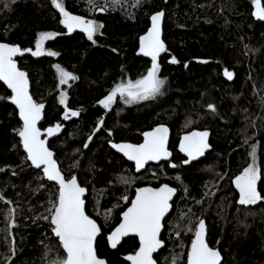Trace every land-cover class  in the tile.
<instances>
[{
	"label": "trees",
	"instance_id": "16d2710c",
	"mask_svg": "<svg viewBox=\"0 0 264 264\" xmlns=\"http://www.w3.org/2000/svg\"><path fill=\"white\" fill-rule=\"evenodd\" d=\"M4 2L0 0V42L34 51L40 32L58 34L45 41V49L57 56L30 53L17 63L28 75L33 99L45 105L39 128L63 126L48 147L62 174L76 175L86 189V214L101 228L95 242L98 256L107 264H128L125 257L138 249L137 238L127 237L112 250L106 236L138 188L167 184L176 189V196L163 221V247L154 255L157 264H172L174 257L176 264H186L198 219L205 221L209 246L221 252V264H264V200L252 207L238 205L232 182L251 162L255 145L262 173L257 190L264 195V23L253 20L251 0H141L139 6L135 0H122L115 10L106 0H95V8L88 0H63L70 14L103 24L95 43L86 35H66L51 0H7V8ZM161 10L166 51L157 62L159 77L166 79L163 94L131 104L117 96L109 109L98 106L116 84L147 74L151 60L138 54V42L150 16ZM173 57L178 63H170ZM57 64L78 77L69 81L65 92L67 107L80 114L66 121ZM225 68L233 72L232 80L223 75ZM9 95L0 83V97H5L0 99V264H46V245L52 248L48 261L62 252L48 221L40 218L47 215L57 188L23 159L16 134L21 123ZM209 103L215 112L208 109ZM158 125L170 131L171 157L136 174L108 141L138 144L143 132ZM192 130L210 133L211 151L198 162L184 164L176 144L180 135ZM118 177L130 183H119ZM9 209H14L11 217ZM182 210L184 215L179 214ZM177 218L184 220L189 234L173 228Z\"/></svg>",
	"mask_w": 264,
	"mask_h": 264
},
{
	"label": "snow or ice",
	"instance_id": "6c2138e0",
	"mask_svg": "<svg viewBox=\"0 0 264 264\" xmlns=\"http://www.w3.org/2000/svg\"><path fill=\"white\" fill-rule=\"evenodd\" d=\"M12 3L15 0H11ZM54 8L60 14V24H62L69 33L74 29H79L84 33L89 41L95 43L94 35L103 28V24H97L92 19L85 20L77 15H71L65 10L63 0H51ZM141 0H135L136 6H139ZM254 11L253 17L264 21V7H261V0H251ZM90 8L97 7L95 0H88ZM106 5L113 10L117 6H122V0H106ZM7 0L4 7H9ZM101 10H106L105 5H99ZM165 13L158 11L150 16L151 26L147 29L145 35L139 38V53L144 57H150L151 67L147 69V74L141 78L126 83L116 84L109 93L98 101L104 108L109 109L117 96L125 103L131 104L139 101L153 99L162 95V89L165 87L166 79L160 78V65L157 58L162 52L166 51L165 44L161 40V21ZM56 32H40L35 39V50L30 48L21 49L19 46L0 42V81L10 90L7 97L11 104L18 109L19 119L22 121L21 127L16 130L19 137V144L26 154L23 159L30 162L31 167L40 170L43 178L54 182L58 186L54 199L49 200L47 215L40 218L48 221L51 234L58 241V249L62 252L56 257L47 260V254L52 248H46V264H107L100 258L94 246L97 236L101 233V228L97 222L86 214L85 187L78 183L76 175L70 178L62 174L54 153L46 146V142L41 138V130L37 126L44 109L43 103H38L29 93V79L26 72L19 70L14 59L17 55H23L24 52H30L33 57L47 55L55 57L57 52L47 51L45 41L53 39ZM115 51V50H114ZM207 63V61H201ZM170 63H178L173 57ZM60 85L68 84L69 81H75L78 77L69 71H66L59 64L54 65ZM187 67V65H185ZM223 75L228 79H233V72L227 68L223 70ZM5 97H0L4 99ZM59 103L65 105L64 119L79 116L76 110H70L66 104V93L61 91ZM208 109L215 112L213 104L207 105ZM103 121L96 125L98 131ZM60 124L46 129L48 136L60 131ZM168 128L164 125L154 127L150 131L142 133L143 142L138 144L116 143L108 141L110 147L117 153H120L128 161L134 162L135 170L139 172L145 168L149 161L167 160L171 153L168 150ZM95 132L93 133V135ZM108 135L112 136L109 130ZM209 133L207 131H193L184 135L179 144V151L187 159L184 164H189L198 157L203 156L205 151L210 148L208 143ZM92 140V135L88 137ZM247 143V141H245ZM88 147V143L84 144ZM251 162L242 172L232 181L239 193L238 203L242 206L256 205L264 200L257 190V182L261 179V169L256 164V146H251L249 153ZM175 168V164L169 165ZM3 171V169H0ZM15 174V173H14ZM180 178L177 177V180ZM117 182L129 184L127 177H118ZM176 189L164 184L158 188L141 187L136 190L135 198L131 200V205L122 212L119 224L108 234L107 240L111 248L115 249L120 244L122 238L131 235L138 237L139 247L134 254L127 255L125 260L130 264H157L153 254L163 246L161 239L162 220L170 210V201ZM125 201L127 196L122 197ZM4 197L0 196V200ZM8 203V201H5ZM108 210L107 215H110ZM14 214V209H9V216ZM191 223V221H189ZM13 225H9L11 227ZM219 243V241H217ZM14 254V249H13ZM177 258L174 257L172 264H176ZM222 256L218 249L209 246L206 240V227L203 219H198L195 224V230L191 244L187 250V264H221Z\"/></svg>",
	"mask_w": 264,
	"mask_h": 264
},
{
	"label": "water",
	"instance_id": "95a60500",
	"mask_svg": "<svg viewBox=\"0 0 264 264\" xmlns=\"http://www.w3.org/2000/svg\"><path fill=\"white\" fill-rule=\"evenodd\" d=\"M261 7H262V0H261ZM162 11V10H161ZM254 11V8H253V6H252V11H251V13ZM71 15H75V14H71ZM77 16H79V15H77ZM251 16H252V14H251ZM81 18H83L82 16H80ZM252 18H253V20L254 21H257V22H261V23H264V21H260V20H258L257 18H255V17H253L252 16ZM84 19V18H83ZM163 19H164V17L162 18V21H161V40L163 41V39H162V36H163ZM63 26V25H62ZM151 26V21H150V19H149V27ZM148 27V28H149ZM63 28H64V30H65V34L66 35H72V34H75V33H78V34H82V35H85L84 33H82L79 29H74L71 33H69L68 32V30L63 26ZM147 32V31H146ZM146 32L143 34V35H145L146 34ZM142 35V36H143ZM16 46H18V45H16ZM138 48H139V42H138ZM22 49V48H21ZM28 54H30V52H24L23 53V55H17L16 57H14V59H15V61H16V63H17V59H19V58H22L23 56H25V55H28ZM149 59H150V57H148ZM151 60V59H150ZM17 67L19 68V66H18V63H17ZM19 70H21L20 68H19ZM21 71H23V70H21ZM0 83L1 84H3V82L2 81H0ZM4 85V84H3ZM4 87L7 89V86L6 85H4ZM8 90V92L10 93V90L9 89H7ZM29 93H30V85H29ZM31 94V93H30ZM8 102L11 104V102H10V100H8ZM14 108H15V105H13V104H11ZM98 106H101L99 103L97 104ZM45 106V105H44ZM45 108V107H44ZM15 110H16V112H17V115H18V119H19V114H18V109H16L15 108ZM43 112H44V109L42 110V116H41V119H40V121L38 122V124H37V126L39 127V125H40V123H41V121H42V118H43ZM64 113H63V115H62V121H66L64 118ZM70 117V116H69ZM68 120V119H67ZM19 121H20V119H19ZM20 123H21V125H22V121H20ZM56 124H60V123H56ZM55 124V125H56ZM55 125L54 126H51V127H55ZM61 125V124H60ZM159 126V125H158ZM165 126V125H164ZM157 127V126H156ZM47 128H49V127H47ZM47 128H45L44 130H42V129H40L41 130V138L42 139H44L45 140V142H46V146L48 147V142L50 141V140H52V139H54V138H56L60 133H61V131H62V129H63V126L61 125V127H60V131L59 132H57V133H55V134H53L52 136H48L47 135V133H46V129ZM169 130V129H168ZM193 131H197V132H203V131H206V130H192V131H189V132H186V133H183L182 135H180V137H179V140H178V142H177V148H176V151L183 157V158H185V159H187V157L183 154V153H181L180 151H179V144H180V140H181V138L184 136V135H187V134H189L190 132H193ZM208 132V131H207ZM209 133V132H208ZM17 137H18V135H17ZM170 138H171V134H170V131H168V144H167V147H169V143H170ZM18 139H19V137H18ZM209 141H210V133H209V136H208V143H209ZM143 142V135H142V141L140 142V143H142ZM120 143H127V142H120ZM210 144V143H209ZM21 146V145H20ZM21 148H22V146H21ZM49 148V147H48ZM112 149V148H111ZM50 150V149H49ZM116 154H118L119 156H121L127 163H129L130 165H132L133 166V169H134V172L136 173V174H139V173H142L144 170H145V168L147 167V166H150V165H159V164H161V163H164V162H166V161H168L169 159H170V157L167 159V160H161V161H149L146 165H145V168L144 169H141L139 172H137L136 170H135V165H134V162H131V161H128L125 157H123V155L122 154H120V153H117L114 149H112ZM169 150V149H168ZM22 151H23V148H22ZM51 151V150H50ZM211 151V146H210V148L209 149H207L206 151H205V153H204V155L203 156H200V157H198L196 160H193V161H191L190 163H193V162H198V161H200V160H202L205 156H206V154L207 153H209ZM170 152V151H169ZM24 153V152H23ZM25 154V153H24ZM26 155V154H25ZM54 158H55V156H54ZM29 162V161H28ZM30 163V162H29ZM33 168V167H32ZM33 169H35V168H33ZM35 170H38V169H35ZM42 173V172H41ZM43 174V173H42ZM48 182H50L51 184H53V185H55V183L54 182H51V181H48ZM56 186V188L58 189V186L57 185H55ZM162 186V185H161ZM169 186V185H168ZM143 187H152V186H143ZM160 187V186H159ZM171 187V186H170ZM153 188H158V187H153ZM135 193H136V191H135ZM135 193H134V196H133V198L132 199H134L135 198ZM85 195H86V192H85ZM175 196H176V191H175V193H174V195H173V197H172V200L170 201V205H171V203L173 202V200H174V198H175ZM131 205V202H130V204L127 206V207H129ZM127 209V208H126ZM125 209V210H126ZM170 209H171V207H170ZM124 210V211H125ZM170 211V210H169ZM122 215V214H121ZM121 215H120V219H121ZM167 215V214H166ZM91 218V217H90ZM165 219V218H164ZM119 224V223H118ZM205 227H206V225H205ZM162 231H163V220H162V229H161V233H162ZM100 235V234H99ZM98 235V236H99ZM98 236H97V238H98ZM108 236V235H107ZM107 236H106V241H107V244H108V240H107ZM127 237H135L134 235H129V236H127ZM127 237H124V238H122V240L123 239H125V238H127ZM137 238V240H138V237H136ZM193 238V237H192ZM121 240V241H122ZM206 240H207V233H206ZM96 242V241H95ZM121 243V242H120ZM138 243H139V240H138ZM118 245H120V244H118ZM117 245V246H118ZM94 246H95V244H94ZM108 246H109V244H108ZM139 247V246H138ZM163 247V246H162ZM161 247V248H162ZM109 248L110 249H112V250H115V249H113V248H111L110 246H109ZM160 248V249H161ZM160 249H158L157 250V252L160 250ZM156 252V253H157ZM156 253H154L153 254V256L156 254ZM126 262L128 263V264H130V262L129 261H127L126 260ZM222 262V261H221ZM186 264H187V257H186Z\"/></svg>",
	"mask_w": 264,
	"mask_h": 264
},
{
	"label": "rangeland",
	"instance_id": "374dc122",
	"mask_svg": "<svg viewBox=\"0 0 264 264\" xmlns=\"http://www.w3.org/2000/svg\"><path fill=\"white\" fill-rule=\"evenodd\" d=\"M69 83V82H68ZM61 86V89H64V91L63 92H65V89L67 88V84H65V85H60ZM66 93V92H65ZM126 185H128V184H126ZM131 185H132V183H131ZM123 201H125L124 199H123ZM238 205H240L239 203H238ZM242 206V205H241ZM250 207H252V206H255V205H249ZM249 206H243V207H249ZM179 214H183L184 215V211L182 210V211H180V213ZM182 222V223H181ZM196 222H197V220L194 222V230H195V224H196ZM175 223V224H174ZM183 223H184V220H182V219H180V218H177V220H173V223H172V226H173V228H178V232H180V231H184L183 233L184 234H189V229H187V225H183ZM183 226V228L181 229V227ZM194 230H193V234H194ZM176 235H178V234H176ZM176 235H174V237H176Z\"/></svg>",
	"mask_w": 264,
	"mask_h": 264
},
{
	"label": "flooded vegetation",
	"instance_id": "af4514ba",
	"mask_svg": "<svg viewBox=\"0 0 264 264\" xmlns=\"http://www.w3.org/2000/svg\"><path fill=\"white\" fill-rule=\"evenodd\" d=\"M180 137V136H179ZM178 140H179V138H178ZM178 140H177V142H178ZM209 143H210V141H209ZM176 148H177V144H176ZM168 149H169V147H168ZM170 151V150H169ZM170 153H171V151H170ZM185 159V158H184ZM257 184H258V182H257ZM233 187H234V189H235V191L237 192V194H238V196H239V193H238V191L236 190V188H235V185L233 184ZM238 200H239V198H238ZM131 202V201H130ZM238 203V202H237ZM172 204V203H171ZM171 210V209H170ZM170 212V211H169ZM168 215V214H167ZM167 215H166V217H167ZM166 217H165V219H166ZM164 219V220H165ZM163 220V221H164ZM194 235V234H193Z\"/></svg>",
	"mask_w": 264,
	"mask_h": 264
}]
</instances>
